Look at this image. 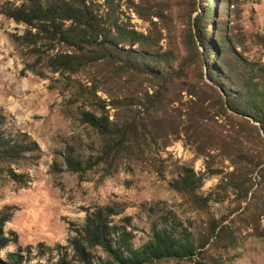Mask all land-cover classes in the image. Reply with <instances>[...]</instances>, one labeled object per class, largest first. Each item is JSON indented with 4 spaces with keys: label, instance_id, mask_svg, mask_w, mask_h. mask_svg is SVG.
<instances>
[{
    "label": "rangeland",
    "instance_id": "obj_1",
    "mask_svg": "<svg viewBox=\"0 0 264 264\" xmlns=\"http://www.w3.org/2000/svg\"><path fill=\"white\" fill-rule=\"evenodd\" d=\"M157 1L164 9L170 8L168 19L159 23V46L173 58L170 68L160 63L155 69L167 74L191 59L195 53L186 46V36L190 28L200 24L208 28L207 37L230 39L235 51L225 57L230 66H235L237 56L264 66V0ZM126 2L119 1L122 19L147 33L149 24L127 9ZM211 2L213 18L207 15ZM7 3L20 6L23 0H0V9ZM27 31L25 25L0 13V108L7 118L6 127L30 135L42 152L36 166L16 170L28 176L27 186L18 185L7 175L0 179V219L3 212L12 214L3 230L11 242L0 252L2 258L21 250L32 264H37L55 261L59 253L71 255L68 242L83 228L86 215L98 208H111L117 213L113 224L133 232L135 247L150 240L153 224L167 213L197 238L206 239L213 222L226 227L224 235L211 239L191 259L154 264H264V218L259 233L243 222L250 197L242 202L230 192L224 202L211 203L207 212L170 187L181 174V167L186 166L205 175L199 194L206 196L221 179L216 171L232 170L229 151L238 154L240 143L230 139V120L217 116L218 93L205 77L202 79L201 69L188 67L183 76L165 83L149 74L126 72L108 61L90 64L73 74L52 72L38 61L41 77L26 70L37 58L14 40ZM57 51L71 53L62 48L54 53ZM240 80L238 74L233 87ZM154 92L161 93L166 109L138 114L146 94ZM114 105L120 106L116 109ZM125 111L143 118L152 135H167L166 148L150 158L100 164L84 174L70 172L64 163L67 149L74 148L81 158L90 157L99 153L104 141L81 122L82 113L113 120ZM165 141L162 137L159 143ZM230 143L232 148L227 150L225 144ZM258 181L255 173L253 182ZM232 237L236 244L224 248L226 239ZM98 254L103 256L101 251Z\"/></svg>",
    "mask_w": 264,
    "mask_h": 264
},
{
    "label": "trees",
    "instance_id": "obj_2",
    "mask_svg": "<svg viewBox=\"0 0 264 264\" xmlns=\"http://www.w3.org/2000/svg\"><path fill=\"white\" fill-rule=\"evenodd\" d=\"M119 1L103 0L100 4L99 0H23L20 6L3 5L0 13L28 28L23 36L15 37L14 40L17 45L26 46L32 57L37 58L26 69L37 76H43L41 69H38V61L52 72L72 74L90 64L108 61L118 64L126 72L149 74L165 83L183 76L188 67L201 69L202 79L205 77L211 84L209 86L218 93L217 116L230 120L228 131H231L230 139H235L236 144L240 143L238 154L229 151L227 157L232 170H217L221 179L206 196L199 194L204 186L205 175L198 174L190 167H181V174L170 187L207 212L211 203L224 202L230 192L238 195L242 202L250 197L243 222L259 233V224L264 218V66L241 56L236 57L234 67L230 66L225 61L226 55L235 54L230 39L224 36L209 38L208 28L200 24L190 28L185 40L186 46L192 48L195 55L166 74L154 67L164 63L170 68L173 58L163 53L159 46L162 39L159 23L168 19L167 10L170 8L164 9L157 0H127V9L149 24L148 32L142 33L122 19ZM209 5L211 11L207 15L213 18L214 6L212 2ZM57 48L71 53H54ZM238 74L240 83L233 87ZM208 83L205 82V85ZM160 96L158 92L147 93L144 102L139 105L138 114L164 111L166 105H162ZM124 105L128 107V104ZM118 106L113 107L118 109ZM138 114L125 111L122 117L110 120L108 116L98 117L83 112L81 122L95 130L104 141L99 153L90 157L81 158L74 148L67 149L64 163L68 170L84 174L100 164H115L121 159L150 158L166 148L169 142L167 135H152L147 130L145 120L140 119ZM6 125L7 118L0 108V179L7 175L18 185L27 186L28 176L16 170L36 166L41 159V149L30 135L12 132ZM162 137L166 140L164 144L159 143ZM225 145L227 150L232 148L231 143ZM56 166L54 164L53 168L56 169ZM255 173L259 179L257 184L253 182ZM255 185L257 188L254 190ZM1 214L0 252L11 242L4 237L3 230L12 217L11 213ZM116 215L111 208H98L88 213L83 228L68 242L72 254L59 253L57 260L37 264L179 262L196 256L199 249H203L211 239L224 235L226 228L220 227L221 222H213L210 231H207L208 237L197 238L174 215L167 213L153 224L150 240L135 247L133 232L113 224ZM234 239H226L224 248L236 244ZM99 251L103 256L98 254ZM23 253L18 250L7 253L5 258L0 256V264H32Z\"/></svg>",
    "mask_w": 264,
    "mask_h": 264
}]
</instances>
